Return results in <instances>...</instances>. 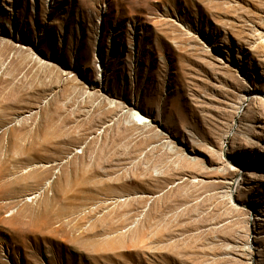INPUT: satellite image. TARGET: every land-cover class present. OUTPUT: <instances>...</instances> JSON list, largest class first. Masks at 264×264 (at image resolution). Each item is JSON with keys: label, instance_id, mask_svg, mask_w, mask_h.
I'll return each mask as SVG.
<instances>
[{"label": "rangeland", "instance_id": "obj_1", "mask_svg": "<svg viewBox=\"0 0 264 264\" xmlns=\"http://www.w3.org/2000/svg\"><path fill=\"white\" fill-rule=\"evenodd\" d=\"M0 264H264V0H0Z\"/></svg>", "mask_w": 264, "mask_h": 264}, {"label": "bare ground", "instance_id": "obj_2", "mask_svg": "<svg viewBox=\"0 0 264 264\" xmlns=\"http://www.w3.org/2000/svg\"><path fill=\"white\" fill-rule=\"evenodd\" d=\"M248 97L247 96H244V99H243V103L246 101V100H248L247 99ZM239 109H241V107L239 108ZM228 137V136H227ZM226 137V138H227ZM222 143H225V141L224 142H222ZM220 160L222 161V165H224L225 167H227V166H229L230 164L234 167V168H236L237 170H239L238 169V167H239V165L236 163H232L231 161H227L228 163H225L224 161H223V157H221L220 158ZM238 182V178L236 177V176H234V178L232 179V182H231V184L230 185H232V188H233V185L234 184H236ZM230 188V187H229ZM258 220H260V217H256Z\"/></svg>", "mask_w": 264, "mask_h": 264}]
</instances>
